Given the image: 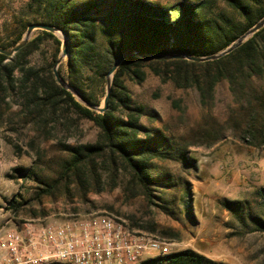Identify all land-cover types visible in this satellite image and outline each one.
Here are the masks:
<instances>
[{
    "label": "trees",
    "instance_id": "16d2710c",
    "mask_svg": "<svg viewBox=\"0 0 264 264\" xmlns=\"http://www.w3.org/2000/svg\"><path fill=\"white\" fill-rule=\"evenodd\" d=\"M217 1L226 3L241 19L215 13ZM252 1L254 6L244 0H179L172 5L154 0H27L33 20H22L18 35L0 42V47L16 45L31 21L58 26L69 43L67 72L60 66L61 75L90 103L100 106L106 95L107 72L122 53L137 50L207 56L221 51L264 16V0ZM47 40L56 45L52 57L43 65L32 64V55ZM62 42L56 34L38 29L14 55L0 52V131L13 123L15 117L9 112L14 106L18 108L16 116H22L21 124L31 125L46 136L52 130L76 128L81 120L98 130L94 142L65 144L71 157L54 178L41 179L32 168L15 169L38 181V196L57 190L70 193L73 188L86 199L89 193L102 192L106 184H115L121 173L126 192L152 201L153 185L160 181L152 172L153 161L169 152L163 150V139L141 123L144 107L132 102L126 84L127 79L142 83L146 69L162 82L196 90L204 108L213 106L219 88L224 86L230 98L227 122L244 143L257 148L264 145V26L217 59L127 58L114 72L104 112L86 106L56 80L53 67ZM11 129L16 130L14 126ZM205 134L209 145L219 139L212 131ZM257 193L264 210V187ZM10 205L17 209L21 204L11 201ZM223 205L246 226L245 231L264 232V216L253 212L246 202L224 199ZM145 263L226 264L191 249L161 254L141 264Z\"/></svg>",
    "mask_w": 264,
    "mask_h": 264
},
{
    "label": "rangeland",
    "instance_id": "374dc122",
    "mask_svg": "<svg viewBox=\"0 0 264 264\" xmlns=\"http://www.w3.org/2000/svg\"><path fill=\"white\" fill-rule=\"evenodd\" d=\"M154 1L172 5L179 0ZM244 1L255 5L252 0ZM26 3L0 0V42L14 39L22 29V20L32 19ZM215 13L241 19L223 1H217ZM55 46L45 41L32 55V64L40 66L50 60ZM67 57L60 64L64 73ZM146 71L142 83L127 79L126 84L132 102L144 107L141 123L163 139V150L169 152L153 161L152 172L160 181L153 185L152 201L126 192L121 173L115 184H106L102 192L89 193L86 199L73 188L70 193L57 190L38 196V181L15 169L32 168L41 179L54 178L71 157L65 144L94 142L98 130L81 120L76 128L52 130L46 136L31 125L21 124L22 116H16L18 108L14 106L9 112L15 117L12 125L6 124L0 131V231L24 223L104 213L125 220L132 230L166 241L171 252L191 249L226 264H264V232L245 231L246 226L223 205L224 199L244 201L264 216L257 193L264 187V145L257 148L244 143L227 122L230 98L224 86L219 88L213 106L204 108L193 88H177ZM207 130L219 136L211 145ZM183 154L192 165L184 161ZM11 201L21 205L14 209ZM158 255L160 250L151 251L143 260Z\"/></svg>",
    "mask_w": 264,
    "mask_h": 264
},
{
    "label": "built area",
    "instance_id": "2783aa9c",
    "mask_svg": "<svg viewBox=\"0 0 264 264\" xmlns=\"http://www.w3.org/2000/svg\"><path fill=\"white\" fill-rule=\"evenodd\" d=\"M155 250L171 253L166 241L104 213L0 231V264H141Z\"/></svg>",
    "mask_w": 264,
    "mask_h": 264
},
{
    "label": "water",
    "instance_id": "95a60500",
    "mask_svg": "<svg viewBox=\"0 0 264 264\" xmlns=\"http://www.w3.org/2000/svg\"><path fill=\"white\" fill-rule=\"evenodd\" d=\"M263 26H264V16L259 21H257V23L255 25H253L246 32H244L242 35H240L238 38H236L226 48H224L223 50L218 51L216 53L207 55V56H193V55H188L186 53L162 55V54H152V53H141L137 50L126 51V52L122 53L115 60L111 69L107 72V75H106V77H107L106 95L104 97L103 104L101 106H95L92 103H90L81 94V92L77 88L71 86L61 75V73L59 71V66L62 63V61L64 60V58L69 55V43H68L67 35L58 26L53 25V24L43 23V22L30 23L28 25L22 39L16 45L12 46L11 48H1L0 47V52L7 54L9 56L14 55L17 51H19L22 47H24L28 43V41L32 37L34 31L38 30V29L47 30V31H50V32L56 34L63 41L60 55H59L57 61L54 64V67H53V72H54V76H55L56 80L58 81V83L61 86L68 89L69 91H71L86 106H88L90 108H94V109L98 110L99 112H104L107 108V105H108V100L110 97L114 72L119 67V65L124 60H126L127 58L132 57V56H136L139 58H145V59L153 58V57H168V58L181 57V58H186V59L193 60V61H205V60L217 59V58H220L221 56L231 52L235 48L239 47L242 43H244L247 39H249L255 32H257Z\"/></svg>",
    "mask_w": 264,
    "mask_h": 264
}]
</instances>
